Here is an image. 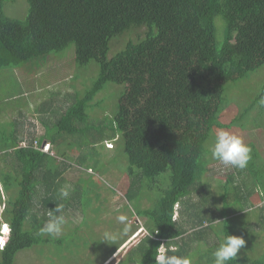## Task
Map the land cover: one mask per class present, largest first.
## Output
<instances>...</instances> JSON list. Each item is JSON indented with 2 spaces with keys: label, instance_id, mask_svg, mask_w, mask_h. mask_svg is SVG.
<instances>
[{
  "label": "trees",
  "instance_id": "1",
  "mask_svg": "<svg viewBox=\"0 0 264 264\" xmlns=\"http://www.w3.org/2000/svg\"><path fill=\"white\" fill-rule=\"evenodd\" d=\"M6 1L0 0V69L41 67L74 44L76 76L91 62L98 64L99 73L84 94H66L72 101L50 111L56 118L42 119L43 135H22L19 128L0 132V156L13 167L12 172L0 167V201L11 228L10 241L0 250V264H15L25 249L69 245L73 240L67 234L53 239L40 234L39 228L56 205L63 211L75 206L72 201L88 195V187L82 188L79 180L80 191L74 188L61 197L59 190L67 188L62 168L67 162L58 160L52 148L43 151L42 145L79 148L83 153L78 165L101 171L106 167L99 150L105 148L104 141H122L131 178L125 198L133 205L132 215L144 219L149 232L117 264H154L160 248L189 258L190 264L196 254L198 264H213L215 247L202 249L194 242H201L207 230L219 239L227 233L245 239L237 259L228 264H264V253L253 257L259 236L254 226L263 223L264 215L256 224L239 217L243 208L254 204L253 189L264 188L263 170L252 161L261 157L258 148L250 146L253 154L246 169L252 184L238 183L230 174L221 185L222 207H215L217 197L205 180L217 129H245L248 122L264 125V107L258 103L261 89L231 122L221 120L232 91L264 68V0H27L24 20L5 14ZM218 16L225 22L221 42ZM124 35H130L124 48L110 57L114 41ZM108 83L125 90L114 118L95 124L91 112L101 108L103 102L96 97ZM230 188L236 194L230 195ZM195 194L197 201L191 199ZM261 198L260 207L264 191ZM143 200L151 204L143 207ZM180 203L191 209L187 223L211 225L193 230L187 240L189 232L177 218ZM232 203L237 207H230ZM120 247L111 244L103 263ZM69 251H61L62 256Z\"/></svg>",
  "mask_w": 264,
  "mask_h": 264
},
{
  "label": "rangeland",
  "instance_id": "2",
  "mask_svg": "<svg viewBox=\"0 0 264 264\" xmlns=\"http://www.w3.org/2000/svg\"><path fill=\"white\" fill-rule=\"evenodd\" d=\"M4 12L9 17L24 20L29 13V3L27 0H8L4 3ZM216 25L217 41L221 42L225 29V22L221 16L217 17ZM132 36L135 37V33ZM129 38L130 35H124L115 40L110 57L123 49ZM75 49V45L72 44L63 52L55 54L56 57H50L49 61L41 67L0 69V132L6 129L13 131V129L19 128L18 131L21 129L22 135L41 136L46 132L42 119L56 118V115L54 116L50 111L56 108L60 109L63 106L66 108L72 101L66 94H74V92L84 94L97 78L99 67L96 62H91L88 66L80 68V73L76 76L78 68L75 65ZM263 84L264 68L248 80L240 83L232 91L233 99L223 112L221 120L224 123L231 122L248 104L250 98L259 92ZM124 90V86L108 83L96 97V100H101L103 103L101 108H96L91 112V121L97 124L100 123L99 119L114 118L118 109L119 98ZM257 112L256 110L253 115L257 116ZM260 123H264V119H261ZM224 130L241 137L247 145L254 144L258 148L261 157L252 161L263 170L264 182V125L257 127L254 123L248 122L245 129L240 126H233L224 128ZM104 143L105 148L101 147L99 150H101V158L105 161L106 167L102 168L101 171L98 169L99 172L97 169L87 170L82 165H78V158L83 153L81 149L70 147L68 144L61 147L57 144L52 145V154L58 160L67 162V165H63L62 168H64V175L67 180L65 184L68 193H72L74 188L80 191L81 188L79 189L77 185L80 180L82 188L88 187V195H81L80 197L84 196V198L76 199L75 202L72 201L75 206L67 207L62 213L65 217V224L60 236L69 235L73 239L70 240L71 244L54 246V244L49 243L22 250L17 254L15 264H117L131 247L135 246L144 236L149 235L145 220L138 218L136 213L132 215L134 212L133 205L125 198L131 178L126 169L128 161L123 152L122 141H104ZM212 162L211 170L206 174L205 180H209L212 195L217 197L215 207H222L220 195L223 193V188L221 185L229 179L228 176L232 174L235 181L242 184L245 182L250 186L252 184V176L249 174L251 171H247V168L240 170L226 166L214 159ZM0 167L7 172L13 171L12 165L3 162L1 156ZM90 178L92 179L90 180ZM261 184L259 186L263 188ZM236 191V189L230 188V195L236 194ZM263 191L257 187L253 189L251 198L255 205L243 208L239 217H248L251 222L256 224L258 216L264 215V204L260 207L263 203L261 198ZM191 199L197 201L198 195H193ZM150 204V201H142L143 207H148ZM186 207L184 203H180L177 218L181 222L183 221L184 226H186L189 233L185 238L188 240L193 230H201L202 227L211 225V223L205 222L204 225L187 223L188 212L191 209ZM230 207L236 208L237 206L232 203ZM4 209L5 205L0 201V229L4 228V223L7 222L3 213ZM121 213L128 216L132 229L116 243L117 246H121L117 252L103 263L104 257L109 253L108 250H111V244H101L103 242L100 239L101 234L106 229L117 230L122 227L116 220L117 215ZM218 222L216 220L214 224L217 225ZM254 227H256L259 236L252 235L253 237L257 236L254 245V249L257 250L253 257L260 258L264 253V221ZM5 230H8L7 227ZM207 234L201 242L194 241L195 246H200L202 249L216 247L220 239L211 231L208 232L207 230ZM179 241L182 242L181 239ZM123 242L125 243L123 244ZM99 247L101 250L98 249ZM63 250L70 251L62 256L61 251ZM192 251L194 250H191V254ZM198 259V254L194 255L191 258V264H198Z\"/></svg>",
  "mask_w": 264,
  "mask_h": 264
},
{
  "label": "clouds",
  "instance_id": "3",
  "mask_svg": "<svg viewBox=\"0 0 264 264\" xmlns=\"http://www.w3.org/2000/svg\"><path fill=\"white\" fill-rule=\"evenodd\" d=\"M261 93L258 103L264 107V86L261 87ZM209 151L212 159L240 170L246 169L252 159V148L244 143L241 137L224 129L216 131L214 141L209 146ZM59 194L61 197L66 198L68 191L65 188H61ZM62 213V205H56L53 210L49 211L47 220L39 228L40 234L47 235L53 239L59 237L65 224V217ZM116 220L122 227L117 230H104L100 237L101 241L116 244L131 231L132 224L126 214H118ZM4 224L8 230L6 231L5 227L0 230V250L7 246L11 236L10 225L7 222ZM245 244L246 241L242 236L229 233L223 235L211 252L213 264H228L229 261L237 259L239 250ZM154 264H190V260L183 256L168 255L164 248H160L155 256Z\"/></svg>",
  "mask_w": 264,
  "mask_h": 264
},
{
  "label": "built area",
  "instance_id": "4",
  "mask_svg": "<svg viewBox=\"0 0 264 264\" xmlns=\"http://www.w3.org/2000/svg\"><path fill=\"white\" fill-rule=\"evenodd\" d=\"M37 143V142H36ZM52 148L51 143L46 142L45 144L42 145L41 149L45 152H49Z\"/></svg>",
  "mask_w": 264,
  "mask_h": 264
}]
</instances>
